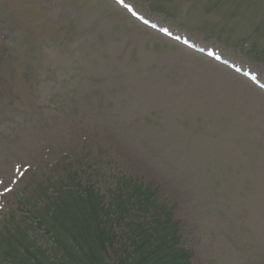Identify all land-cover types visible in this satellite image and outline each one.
<instances>
[{"label":"rangeland","instance_id":"obj_1","mask_svg":"<svg viewBox=\"0 0 264 264\" xmlns=\"http://www.w3.org/2000/svg\"><path fill=\"white\" fill-rule=\"evenodd\" d=\"M208 2L0 0V220L68 156L100 189L119 171L157 189L192 264H264V65Z\"/></svg>","mask_w":264,"mask_h":264},{"label":"trees","instance_id":"obj_2","mask_svg":"<svg viewBox=\"0 0 264 264\" xmlns=\"http://www.w3.org/2000/svg\"><path fill=\"white\" fill-rule=\"evenodd\" d=\"M166 4L153 3L152 9L172 19L179 15L178 6L169 13ZM208 4L202 14L206 17L214 6L215 16L224 12L223 30L242 36L232 39L234 46L249 61L264 65V0ZM262 5L260 12L252 9ZM245 6L261 14L252 27L243 26L250 22L243 14ZM208 29L205 20L195 26ZM75 163L73 157H64L45 170L42 181L30 176L13 194L14 206L0 223V264H192V253L181 243L175 209L157 189L126 171L100 189L84 180L82 172L76 175Z\"/></svg>","mask_w":264,"mask_h":264},{"label":"snow or ice","instance_id":"obj_3","mask_svg":"<svg viewBox=\"0 0 264 264\" xmlns=\"http://www.w3.org/2000/svg\"><path fill=\"white\" fill-rule=\"evenodd\" d=\"M121 2H122V0H117V3H121ZM10 183L15 184L16 180L13 179L10 181ZM0 184L4 185L3 191H0V197L5 196L12 191V189L10 187H8L4 181L0 180Z\"/></svg>","mask_w":264,"mask_h":264}]
</instances>
